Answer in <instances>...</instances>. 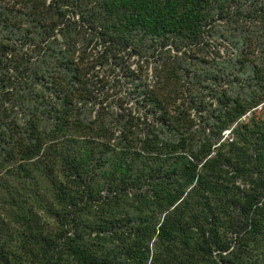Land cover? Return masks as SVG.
<instances>
[{"label": "trees", "instance_id": "16d2710c", "mask_svg": "<svg viewBox=\"0 0 264 264\" xmlns=\"http://www.w3.org/2000/svg\"><path fill=\"white\" fill-rule=\"evenodd\" d=\"M0 264H264V0H0Z\"/></svg>", "mask_w": 264, "mask_h": 264}, {"label": "rangeland", "instance_id": "374dc122", "mask_svg": "<svg viewBox=\"0 0 264 264\" xmlns=\"http://www.w3.org/2000/svg\"><path fill=\"white\" fill-rule=\"evenodd\" d=\"M134 59H139V57H137V56H133V59H131V60H134ZM132 66H133V67H136V66H137V60H135V61L133 62ZM149 70L151 71V68H149ZM120 94H121V95H124V94H125V89L121 90V91H120ZM128 102L131 103L132 100H128L127 103H128ZM225 132L227 133V132H229V130H227V131H225Z\"/></svg>", "mask_w": 264, "mask_h": 264}]
</instances>
